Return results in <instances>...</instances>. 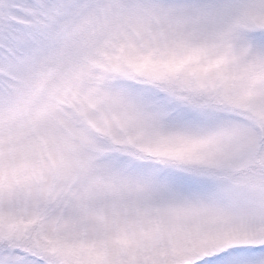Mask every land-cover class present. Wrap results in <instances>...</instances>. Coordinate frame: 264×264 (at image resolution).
<instances>
[{"label": "snow or ice", "instance_id": "obj_1", "mask_svg": "<svg viewBox=\"0 0 264 264\" xmlns=\"http://www.w3.org/2000/svg\"><path fill=\"white\" fill-rule=\"evenodd\" d=\"M0 264H264V0H0Z\"/></svg>", "mask_w": 264, "mask_h": 264}]
</instances>
